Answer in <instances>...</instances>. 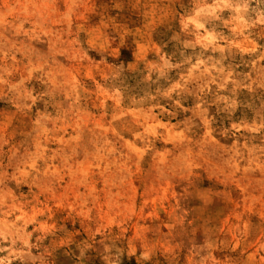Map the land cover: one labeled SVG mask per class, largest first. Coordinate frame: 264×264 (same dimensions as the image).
<instances>
[{
  "label": "rangeland",
  "instance_id": "374dc122",
  "mask_svg": "<svg viewBox=\"0 0 264 264\" xmlns=\"http://www.w3.org/2000/svg\"><path fill=\"white\" fill-rule=\"evenodd\" d=\"M0 264H264V0H0Z\"/></svg>",
  "mask_w": 264,
  "mask_h": 264
}]
</instances>
